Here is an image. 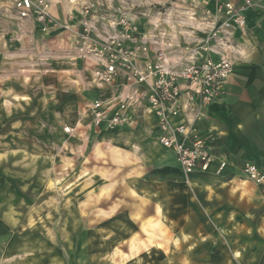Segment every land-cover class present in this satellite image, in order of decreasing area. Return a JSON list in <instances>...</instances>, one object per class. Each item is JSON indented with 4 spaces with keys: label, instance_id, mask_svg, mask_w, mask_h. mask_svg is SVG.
<instances>
[{
    "label": "rangeland",
    "instance_id": "1",
    "mask_svg": "<svg viewBox=\"0 0 264 264\" xmlns=\"http://www.w3.org/2000/svg\"><path fill=\"white\" fill-rule=\"evenodd\" d=\"M180 1L44 0L30 17L41 29L0 26V264H189L183 257L197 254L181 242L182 208L152 175L160 151L95 125L89 111L93 99L119 96L128 115L153 112L139 73L122 71V86L98 84L97 53L114 39L140 54L152 48L188 59L187 47L200 44L184 42L194 26L181 23ZM13 3L0 0V16L21 21ZM148 217L164 222L165 247L144 240ZM140 240L146 247H132Z\"/></svg>",
    "mask_w": 264,
    "mask_h": 264
},
{
    "label": "crops",
    "instance_id": "2",
    "mask_svg": "<svg viewBox=\"0 0 264 264\" xmlns=\"http://www.w3.org/2000/svg\"><path fill=\"white\" fill-rule=\"evenodd\" d=\"M258 2L264 5V0ZM180 3L183 7L181 23L194 26V30L190 26L184 29V42L191 46L196 44L193 41L200 44L208 34L202 15L210 4L206 0H181ZM193 12L197 14L195 18H192ZM18 23L41 29L34 18L19 21L15 17L0 16V26ZM54 28L51 27L50 32ZM231 38L235 45L232 54L235 67L221 94L199 116L195 111L186 110L184 116L177 119L189 120L193 129L211 144L217 158L208 171L195 172L186 181L175 152L159 141L161 130L154 112L132 109L129 112L132 121L118 130L122 135L133 137L141 148L160 151L154 158L152 175L167 189V202L182 208L179 219L187 223L183 220L185 237L181 236V242L184 247L198 249L196 255L183 257L189 264H264V185L243 175L247 161L264 163V8L249 9L247 30L236 29ZM158 51L151 48L149 53L140 54L137 64L144 67L155 61ZM204 54L218 58L212 52ZM187 56L170 55L169 59L183 62ZM117 82L122 86L125 80L119 77ZM222 160L227 164L219 171ZM131 194L138 195L133 189ZM156 212L161 213L160 206L156 207ZM189 216L200 218L196 222ZM208 216H213L218 224H211ZM141 220L145 221L141 228L146 234L144 240L152 237V243L147 239L152 246L165 247L164 222L152 217ZM144 240L132 247H146Z\"/></svg>",
    "mask_w": 264,
    "mask_h": 264
},
{
    "label": "built area",
    "instance_id": "3",
    "mask_svg": "<svg viewBox=\"0 0 264 264\" xmlns=\"http://www.w3.org/2000/svg\"><path fill=\"white\" fill-rule=\"evenodd\" d=\"M208 5L202 15L208 25V34L200 46L190 48L191 55L184 63L170 61L164 51L158 52L156 60L148 62L145 70L137 64L139 48L128 50L120 42L112 40L99 49L100 62L96 71L99 85H113L127 69L139 73L140 79L149 81L151 93L149 107L159 119L160 143L175 152L181 170L185 174L208 171L216 160L211 144L196 132L189 120L178 121L186 110L199 116L222 92L224 84L234 71L232 54L235 45L231 42L234 30L245 32L247 12L254 7H263L257 0H206ZM44 0H14L15 9L21 18L41 13ZM193 12L192 18L196 17ZM44 16H40L43 19ZM147 51L146 46H142ZM218 55L217 59H201L203 52ZM204 52V53H205ZM146 53V52H144ZM147 71L149 74H145ZM121 96V95H120ZM97 97L89 104L92 121L97 126L118 130L128 125L130 118L124 106H118L115 99ZM73 133L75 128L66 126ZM222 160L219 171L226 167ZM243 175L248 180L264 185V163L247 161Z\"/></svg>",
    "mask_w": 264,
    "mask_h": 264
},
{
    "label": "bare ground",
    "instance_id": "4",
    "mask_svg": "<svg viewBox=\"0 0 264 264\" xmlns=\"http://www.w3.org/2000/svg\"><path fill=\"white\" fill-rule=\"evenodd\" d=\"M148 239H149V241H151V242L153 241V238H152V237H148ZM154 242H155V241H154ZM150 244H151V243H150ZM148 245H149V244H148ZM154 245H155V244H154ZM154 245H153V246H154Z\"/></svg>",
    "mask_w": 264,
    "mask_h": 264
}]
</instances>
